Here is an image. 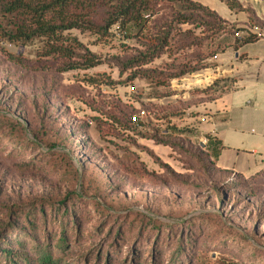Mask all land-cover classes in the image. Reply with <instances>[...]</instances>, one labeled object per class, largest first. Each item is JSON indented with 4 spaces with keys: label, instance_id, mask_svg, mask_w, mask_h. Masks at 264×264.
I'll return each mask as SVG.
<instances>
[{
    "label": "rangeland",
    "instance_id": "1",
    "mask_svg": "<svg viewBox=\"0 0 264 264\" xmlns=\"http://www.w3.org/2000/svg\"><path fill=\"white\" fill-rule=\"evenodd\" d=\"M200 1L227 17L221 1ZM159 7L143 32L114 25L102 37L64 33L101 59L88 69L63 71L68 60L43 55L42 41L13 43L0 31V250L29 255L14 264H42L37 245L58 264H264V169L221 168L209 143L218 119L209 100L227 87L221 160L239 162L253 146L264 152V112L253 109L264 106V65L241 63L235 80L216 76L224 80L201 92L207 80L194 76L214 78L219 64L206 57L236 35L172 22L164 52L129 66L154 22L180 9ZM237 17L262 36V20L251 28ZM258 158L251 171L264 164ZM61 229L67 242L57 250Z\"/></svg>",
    "mask_w": 264,
    "mask_h": 264
},
{
    "label": "trees",
    "instance_id": "2",
    "mask_svg": "<svg viewBox=\"0 0 264 264\" xmlns=\"http://www.w3.org/2000/svg\"><path fill=\"white\" fill-rule=\"evenodd\" d=\"M220 1L224 2L232 11L247 13V23L251 28L258 27L259 20L264 22V19L259 18L252 8L243 7L237 0ZM162 3L179 4L180 9L177 12V17H173L170 22H162L160 25L154 22L155 33L143 43L145 50H139L137 57L129 62V66L149 64L164 52L172 37V22L197 24L203 31L220 27H223L224 30L230 28L231 33L239 34L233 39L226 40L229 42L225 43L220 52L206 57L208 63L205 62V64L207 65L228 48L236 49L239 45L254 42L261 37L253 31H248L250 29L247 26L240 27L235 23H230L216 11L194 0H0V31L7 40L13 43L28 44L35 40L42 41L41 52L43 55L60 56L68 60L63 71L76 68L88 69L100 65L101 59L85 48L76 37L64 36V33L79 30L102 37L109 34L114 25H118L120 29L133 27L139 32H143L147 24L153 21L154 17L162 10V7L156 9ZM187 12L190 13L187 14ZM2 21H6V24L3 25ZM240 32L243 35H240ZM224 36L226 35L224 34ZM79 50H84V54L79 56ZM136 76L138 75H134V77ZM221 80L224 79L215 80L207 88L201 89V92H207L212 87L218 86ZM223 88L214 99L209 101H215L230 90L227 87ZM132 120L138 121L136 124H143L139 118L133 119L131 116L128 123L131 124ZM209 142H211L210 139ZM214 153L216 155V152ZM263 169L264 164L256 172ZM58 206H64V203L61 202ZM66 211L68 212V210ZM12 214H14V208H9V215ZM60 235L59 241L54 245L57 250H61L67 242L65 229H61ZM18 244L24 250L21 240ZM35 250L40 263H59L53 258V254L48 251L46 245H37ZM15 252L10 248H2L0 257H6L7 263L10 264H14L19 256H22L23 260L29 261L28 254L18 255Z\"/></svg>",
    "mask_w": 264,
    "mask_h": 264
},
{
    "label": "crops",
    "instance_id": "3",
    "mask_svg": "<svg viewBox=\"0 0 264 264\" xmlns=\"http://www.w3.org/2000/svg\"><path fill=\"white\" fill-rule=\"evenodd\" d=\"M194 1H197V2H199L205 6L209 7L210 9L216 11L215 9H213L209 5L201 2L200 0H194ZM237 1L243 7H251L255 11L256 15L259 18H264V7L256 9L255 7L250 5L248 2H245V0H237ZM222 3H224V2H222ZM226 7L229 9V12L226 13L227 17L219 14L217 11L216 12L221 17H223L224 19L229 21L230 23H235L240 27H243V26L238 24V22H240V21H237V20H239V18L237 17V13L238 14L243 13L244 18H245L244 23H247V21H248L247 13L235 12V11H232L227 5H226ZM212 60H214V62L219 64V67H217L218 71H220V75H218L219 77H225V78H230L231 80H235V77H233V76L235 74V69L239 68V64L254 62L257 65H259L260 67H262V65H264V35H262L258 40L254 41V42H248V43L239 45L236 49L228 48L226 51L219 54L218 56H216ZM257 68L261 69L258 66H257ZM263 72H264V68H263ZM225 94H223L221 97H219L215 101H212L213 104H216L215 111L218 112L217 113L218 119L213 121V123H212L215 130L209 129L211 131V138H210L211 142H209V143L213 146V151L216 152L217 163L221 168L233 171V173H235V174L240 173V174H244V175H251L263 167V165H260L254 171H251V169H250V167H252L254 165L257 166V164L259 163V158L257 159V155L258 154L264 155V152L258 151V148H254V146H253V148L250 147L249 151L251 152V155H249V157L242 158L241 160H239V162L234 161L232 164H228L227 162H224L223 160H221L222 151L224 150L225 145L221 142L219 135H218V132H220V130H226L230 126V122L227 121V119H228L227 109L222 104V102L224 101V95ZM219 102H221V104ZM248 104H252V101L250 100L248 102ZM253 109L254 110H260V112H264V106H256V107H253ZM232 134H233L232 132H227L226 136H232ZM226 136H224V139L226 138ZM257 142L258 141H255V143H257ZM255 143H253V144H255Z\"/></svg>",
    "mask_w": 264,
    "mask_h": 264
},
{
    "label": "built area",
    "instance_id": "4",
    "mask_svg": "<svg viewBox=\"0 0 264 264\" xmlns=\"http://www.w3.org/2000/svg\"><path fill=\"white\" fill-rule=\"evenodd\" d=\"M264 1V0H263ZM237 36L239 35L238 33L236 34ZM262 35H264V33L262 34ZM261 36V35H260ZM211 69V68H210ZM208 70V69H207ZM216 72H217V74H214V78L212 77V75H207V77H203V75H196V76H194V79L195 78H199V77H201V79H203L204 81L205 80H207V81H205L208 85H210V84H212L213 82H214V80L216 79V76H218V75H220V71H218V69L216 68V70H215ZM210 74V73H209ZM142 114H144L143 112H142Z\"/></svg>",
    "mask_w": 264,
    "mask_h": 264
}]
</instances>
